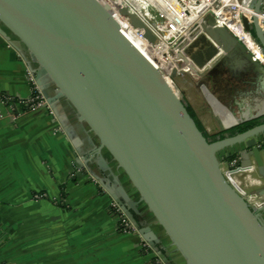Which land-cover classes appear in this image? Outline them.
Listing matches in <instances>:
<instances>
[{"label": "water", "instance_id": "obj_1", "mask_svg": "<svg viewBox=\"0 0 264 264\" xmlns=\"http://www.w3.org/2000/svg\"><path fill=\"white\" fill-rule=\"evenodd\" d=\"M117 10L155 44L131 11ZM263 10L258 0L255 11ZM244 24L264 50V31ZM204 29L225 52L215 65L238 58L264 88V67L242 44L225 29ZM0 36L88 174L165 264H173L168 248L182 264H264V207L250 206L229 182L219 155L244 143L242 169L254 166L264 181V124L216 142L205 137L186 101L94 0H0ZM219 53L204 34L187 50L201 69ZM261 119L264 111L245 123ZM256 194L264 202V186Z\"/></svg>", "mask_w": 264, "mask_h": 264}, {"label": "crops", "instance_id": "obj_2", "mask_svg": "<svg viewBox=\"0 0 264 264\" xmlns=\"http://www.w3.org/2000/svg\"><path fill=\"white\" fill-rule=\"evenodd\" d=\"M220 63L202 76L177 79L183 100L212 136L264 111V88L253 91L239 59ZM31 93L26 64L0 36V264H165L152 248L155 254L146 253L135 232H119V205L88 174L51 111L27 105ZM244 148L219 155L237 154L242 169ZM171 250V262L182 264Z\"/></svg>", "mask_w": 264, "mask_h": 264}, {"label": "built area", "instance_id": "obj_3", "mask_svg": "<svg viewBox=\"0 0 264 264\" xmlns=\"http://www.w3.org/2000/svg\"><path fill=\"white\" fill-rule=\"evenodd\" d=\"M102 2L105 3L110 12L113 10L122 20L127 17L118 12L117 6H124L148 27L156 38L155 44H151L145 39L143 31L134 28L137 32V38L148 47L151 59L148 61L161 72L168 84L171 83L176 88H178L176 84L178 78L185 75L191 77L204 75L225 54L205 31L204 28L208 25L212 30L225 29L237 42L244 46L256 62L264 67V50L253 32L248 31L244 24L246 21L251 28L258 24L260 29L264 31V13L255 11L258 0H102ZM210 17L214 20L213 27L208 22ZM144 19L149 21V25L143 21ZM128 26L132 27L130 20ZM202 34L210 39L220 53L201 69L188 57L187 50ZM174 73L176 76L173 78ZM29 80L32 85V93L27 105L32 110L42 109L47 105V102L30 73ZM177 92L180 94V90L177 89ZM180 97L183 99L182 95ZM2 119L3 114L0 112V120ZM237 164L238 161L229 163L228 168L224 167L223 171L226 177L230 178L234 187L240 190L242 187L246 188L247 183L252 185L249 177L256 168L253 166L249 169H240ZM245 173H249V176L246 175L244 178L246 184L242 179ZM257 181L259 183L257 187H262V181ZM240 194L250 206L256 209L264 207V202L256 193L247 194L245 191H241ZM115 208L118 209L117 212L122 219L123 227L138 235L137 229L121 208L119 206ZM140 239L146 253L155 254L141 237Z\"/></svg>", "mask_w": 264, "mask_h": 264}, {"label": "trees", "instance_id": "obj_4", "mask_svg": "<svg viewBox=\"0 0 264 264\" xmlns=\"http://www.w3.org/2000/svg\"><path fill=\"white\" fill-rule=\"evenodd\" d=\"M187 110L189 112V114L191 115V117L195 120L199 130L201 132L204 133V136L207 137L208 139H211L213 142H216L218 140H224L227 138V135L228 136H231V137H234V136H237L239 134H243V133H246L252 129H254L255 127L257 126H260V125H263L264 124V119H261V120H256V121H251V122H247V123H244L230 131H227L223 134H220L218 136H215V137H210L204 130V128L202 127V125L200 124V122L198 121L196 115H195V112L193 111V109L188 106L187 107ZM238 158L239 156L237 154H233V155H229L228 157L225 158V162L226 163H232V162H235V161H238ZM136 218V217H135ZM137 219V218H136ZM128 232L122 225H119V232Z\"/></svg>", "mask_w": 264, "mask_h": 264}, {"label": "bare ground", "instance_id": "obj_5", "mask_svg": "<svg viewBox=\"0 0 264 264\" xmlns=\"http://www.w3.org/2000/svg\"><path fill=\"white\" fill-rule=\"evenodd\" d=\"M96 1L101 7H103L107 12L108 14L115 20V22L118 24L119 26V29L121 31V33L126 37V39H128L132 44L133 46L146 58L148 59L149 61H151L150 57L148 56V53H149V50H147L146 48H143L144 46V42L139 40L137 38V35H136V30L133 28V31L132 33H128L124 28H122L121 26V20L120 18L116 15V13L112 10L110 12V10L105 6V3L101 1H97V0H94ZM124 21L126 24L129 23V19L128 18H125V20H122ZM144 21V20H143ZM145 22V21H144ZM146 23V22H145ZM137 41L141 42L142 45H140ZM225 55V54H224ZM171 87H173L175 93H177V95L180 97L181 94V91H180V94L179 92L176 91L175 87L173 85H171V83H169ZM178 89V88H177ZM179 90V89H178ZM249 179H251V182H252V185L254 186H259V183L257 180H255L254 178L252 177H249Z\"/></svg>", "mask_w": 264, "mask_h": 264}, {"label": "rangeland", "instance_id": "obj_6", "mask_svg": "<svg viewBox=\"0 0 264 264\" xmlns=\"http://www.w3.org/2000/svg\"><path fill=\"white\" fill-rule=\"evenodd\" d=\"M97 1H101V0H97ZM144 21L146 22V24L147 25H149V21L147 20V19H144ZM224 50L222 49V52H223ZM176 84H177V82H176ZM209 135V134H208ZM210 137H215V136H218V135H214V136H212V135H209ZM228 136V135H227ZM223 168H224V166H223ZM247 175L249 176V173H247ZM250 176H253V178L255 179V180H261L262 181V185L264 186V181L259 177V175H258V173H257V170H255V172L253 173V174H250ZM229 180V182L231 183V180H230V178L228 179ZM261 187V186H260ZM257 189H259V187H257V186H254V185H250V183L248 184V186L246 187V188H244V187H242L240 190L239 189H237L238 190V192L239 193H241V191H245L247 194H255L256 193V191H257Z\"/></svg>", "mask_w": 264, "mask_h": 264}, {"label": "flooded vegetation", "instance_id": "obj_7", "mask_svg": "<svg viewBox=\"0 0 264 264\" xmlns=\"http://www.w3.org/2000/svg\"><path fill=\"white\" fill-rule=\"evenodd\" d=\"M121 20V19H120ZM121 26L122 28H124L128 33H132L133 31V28L131 26H128V24H126L124 21L121 20ZM140 45H142L141 42L137 41ZM143 48H146L148 50V47L147 45L144 44ZM148 56H149V53H148ZM150 57V56H149ZM216 66V65H215ZM214 67V66H213ZM212 67V68H213ZM243 67L245 68L246 70V67L245 65H243ZM210 71V70H209ZM246 72V71H245ZM237 75V74H236ZM253 77V76H252ZM252 88H253V91L256 93V94H259V91H261V85L257 82L256 78L253 77V81H252ZM260 213V212H259ZM260 215L264 218V214L260 213Z\"/></svg>", "mask_w": 264, "mask_h": 264}]
</instances>
